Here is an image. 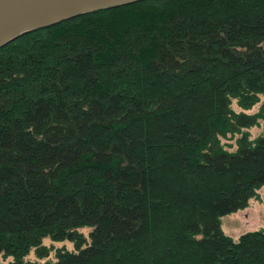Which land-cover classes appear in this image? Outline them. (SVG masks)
Here are the masks:
<instances>
[{"label":"trees","instance_id":"trees-1","mask_svg":"<svg viewBox=\"0 0 264 264\" xmlns=\"http://www.w3.org/2000/svg\"><path fill=\"white\" fill-rule=\"evenodd\" d=\"M262 97L264 0H144L2 47L0 255L264 264V229H221L264 187V135L241 132Z\"/></svg>","mask_w":264,"mask_h":264},{"label":"water","instance_id":"water-1","mask_svg":"<svg viewBox=\"0 0 264 264\" xmlns=\"http://www.w3.org/2000/svg\"><path fill=\"white\" fill-rule=\"evenodd\" d=\"M144 0H0V49L40 29Z\"/></svg>","mask_w":264,"mask_h":264},{"label":"rangeland","instance_id":"rangeland-1","mask_svg":"<svg viewBox=\"0 0 264 264\" xmlns=\"http://www.w3.org/2000/svg\"><path fill=\"white\" fill-rule=\"evenodd\" d=\"M264 103V97L252 107L250 110L246 111V114H256L261 109ZM232 109L236 112H242V109L237 105L235 100H232L231 104ZM242 133H247L250 140H254L259 136L264 135V122L259 120L258 124L241 130ZM241 133L229 134L227 137L221 139V144L224 149L228 151H235L237 149V140L240 138ZM89 228L80 229L84 233ZM221 229L222 231L234 238L237 239L241 234L248 231H255L264 229V187L257 191V196L249 200L247 207L239 209L233 213H230L221 218ZM87 232V236H88ZM42 244L50 248L48 258H38L35 255V251L31 250L30 253L25 257V262L37 261L43 264L45 261L55 260V253L57 249L65 248L69 250V246L74 250L73 243L68 241L55 242L51 241L49 238H45L42 241ZM12 257H4L0 255V264H9L12 262Z\"/></svg>","mask_w":264,"mask_h":264},{"label":"clouds","instance_id":"clouds-1","mask_svg":"<svg viewBox=\"0 0 264 264\" xmlns=\"http://www.w3.org/2000/svg\"><path fill=\"white\" fill-rule=\"evenodd\" d=\"M91 231V229H88V230H86V232H85V238L87 239V232H90ZM89 243H90V241H89ZM73 249L71 248V246H69V251H72Z\"/></svg>","mask_w":264,"mask_h":264}]
</instances>
